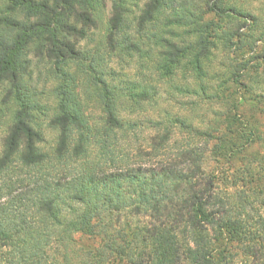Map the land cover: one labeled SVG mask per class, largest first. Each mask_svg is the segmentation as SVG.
Here are the masks:
<instances>
[{"label":"trees","instance_id":"1","mask_svg":"<svg viewBox=\"0 0 264 264\" xmlns=\"http://www.w3.org/2000/svg\"><path fill=\"white\" fill-rule=\"evenodd\" d=\"M138 1L0 0V99L13 97L18 107L0 160V174L10 177L0 187V264H264V158L247 155L259 142L257 119L264 116V93H257L264 19L230 0H204L202 15L196 0H147L137 15ZM109 2L112 13L98 41L89 29L97 28ZM234 21L246 30L229 28ZM190 30L192 41L179 35ZM218 40L240 58L235 71L217 64ZM93 41L96 52L81 49ZM105 50L127 53L145 70L151 63L150 72L170 90L217 100L227 109L223 119L176 142L192 124L168 117L170 126L151 129L144 145L148 129H134L125 118L156 103L161 87L143 76L108 75ZM43 65L59 81L53 147H41L45 111L35 114L30 93L34 70ZM180 74L184 85L175 83ZM84 84L95 87L106 115L101 129L83 115L78 87ZM209 151L227 163L244 157L238 171L250 188L217 191L204 171ZM16 163L26 171L14 181L19 170L8 168ZM17 187L23 191L14 195ZM128 209L150 213L155 223L129 226L122 238L104 226L112 213ZM102 228L103 244H80Z\"/></svg>","mask_w":264,"mask_h":264},{"label":"rangeland","instance_id":"2","mask_svg":"<svg viewBox=\"0 0 264 264\" xmlns=\"http://www.w3.org/2000/svg\"><path fill=\"white\" fill-rule=\"evenodd\" d=\"M203 1L204 0H196V2H200L201 5H204ZM233 1L230 0V3L232 2L234 5L238 6L246 13H250L261 20L264 19V0ZM147 2V0H139L137 2V6L139 7L134 9L132 6V11L137 15H140L141 11L146 8ZM205 7L206 6L204 5L203 10H201L199 14L202 15ZM112 8V3L109 2L106 10L101 14L102 19L97 28L89 29V32L93 33L94 39L103 41L104 26L102 22H106V20L109 18L112 13ZM244 27L245 26L242 22L234 21V24H231L229 28L240 29V31L243 33L246 30ZM179 33L182 38L188 39L189 41H192L194 39L192 30L179 31ZM176 40L179 41V38H177ZM93 42H83L81 44V49H88L92 53L96 52L98 50L97 43ZM217 44L218 45L215 50V58L217 60V64L225 65V69L223 70V72L235 71L236 67L234 66V62L239 63L240 58L231 53L232 50L230 47L225 46L223 43H219V40ZM107 51L105 50L107 58H105L103 66L105 67V71L108 73V75H110L109 72L113 70L114 72L121 74L125 79H129L131 81L141 80L143 76L145 77L144 82H146L147 84L161 87V93L157 96L156 103H144L143 108L127 114L125 118L130 122V124L138 125V127L134 129H148L144 132L143 135V142L145 140L144 145L149 146L146 139H149V135H153L154 132L151 129H154L160 133L163 131V129L170 126V124L167 123L168 117H180L186 122V124H192L193 129H190V131H188L189 134H184L187 131H182V134H180L181 136L176 137V142L177 140H182L184 138L192 139L191 133H194V131L198 129L207 130L209 129V127L213 126L212 123L216 120V118L219 117L218 119H223L222 116L225 115L227 109L220 103L217 104V100L212 99L211 97L209 98L208 96L201 97L199 95L197 97L193 95L181 94L176 90H170L169 86L165 84L164 81L159 80L160 77L157 78L154 73L150 72L149 67H151V63L147 62L148 66H145V68L147 69L145 70L143 67H140L141 62L139 61V59L136 58L130 60L126 57L127 53H113L111 50ZM151 58L153 61H156L158 55L156 56L155 54H153ZM249 59H251V57L248 56L246 60L248 61ZM143 63L145 64L146 62L144 61ZM256 64H258V60H253L252 66L254 67ZM219 69L220 68H218V71ZM40 70H34V79L30 83V93L33 102L37 103L35 114L37 115L39 111H41L40 109H44L45 111V113L41 115L43 119L41 123L43 124L40 128V131L42 130L41 132L44 137V143L41 145V147H53L56 146L55 144L57 143V134L53 130H51L53 129L51 123L55 115V103L58 102L56 97V95H58V92L56 91V89L59 86V81L58 79L52 78V74H48V68L46 66L43 65ZM182 78L183 77L181 74L178 75L177 81L175 83L181 85L183 83ZM245 81L246 83L250 84L249 80L245 79ZM258 81H260L262 89L259 92L257 91V93H264V72H261V77L258 75ZM118 82L119 81L115 80V83ZM168 88L170 91L168 90ZM78 91L82 101L81 103L83 105V115L85 117V120L95 130L101 129L105 121L104 119H106V115L100 104V101L98 100L95 87L89 86L87 84L79 85ZM17 111L18 107L16 106L13 97L5 99V96H3V99H0V160L3 158L6 151L7 139L15 125L14 123ZM245 116L248 117L250 116V114H247ZM257 120L259 123L258 126L260 132L259 142L247 152V155L255 159V161L260 157L264 158V116H259ZM174 129L185 128H181L178 125ZM174 141L175 139L172 142ZM211 148L212 146H210L209 149ZM206 157L207 159L206 164H204V171L207 179L215 182L217 191L221 193H234L238 190L243 191L250 188L249 186H246L242 183V174L238 171V165L240 163H245L244 157L241 156L237 158L238 160H236L235 162L230 163H227L225 160H218L214 158L211 154V151L207 153ZM18 167L19 164L16 163L12 164V166L8 169H10V171H13ZM16 170L19 171L11 176L14 181H16L17 179H22L26 171V169L22 167ZM9 179L10 177L0 174V187L7 182H10ZM22 191L23 189L21 187H17L14 195ZM7 199L8 198L4 199L2 203H4ZM154 223L155 221L153 220L150 213L128 209L119 213H112L104 222V226H108L110 232L116 233L121 237L122 233L127 232L129 226L135 227L138 224L149 226ZM102 236L103 228L101 230V235L98 238L86 237V239L80 242V244L85 249L86 247H97L99 243H104V239ZM123 242L126 241L122 239L121 243ZM54 257L55 256H53V258ZM60 260L62 259L60 258ZM72 263L74 264L75 261H73Z\"/></svg>","mask_w":264,"mask_h":264}]
</instances>
